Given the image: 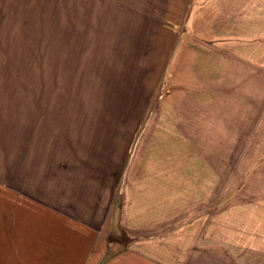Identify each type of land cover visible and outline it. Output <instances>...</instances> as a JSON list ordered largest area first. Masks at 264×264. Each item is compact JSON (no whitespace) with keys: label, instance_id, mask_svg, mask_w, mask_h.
<instances>
[{"label":"crops","instance_id":"crops-1","mask_svg":"<svg viewBox=\"0 0 264 264\" xmlns=\"http://www.w3.org/2000/svg\"><path fill=\"white\" fill-rule=\"evenodd\" d=\"M86 5L87 39L112 52L102 60L109 71L118 61L119 74L103 79L121 81L113 86L122 103L113 110L132 113L120 127L133 135L128 148L110 131L67 137L70 151H54L48 189L40 177H48L52 153L40 163L29 159L39 153L29 154L18 168L8 162L0 264H30L31 235L60 255L92 252L88 264H264V0ZM110 122L101 115L95 124ZM238 144L252 151L247 180L262 166V192L224 201V192H238L223 180L224 164L239 159ZM33 171L39 182L32 186ZM119 231L130 240L119 241L111 261L108 235Z\"/></svg>","mask_w":264,"mask_h":264},{"label":"rangeland","instance_id":"rangeland-1","mask_svg":"<svg viewBox=\"0 0 264 264\" xmlns=\"http://www.w3.org/2000/svg\"><path fill=\"white\" fill-rule=\"evenodd\" d=\"M86 6V0H0L1 182L8 180L5 173L8 162L10 167L16 168L30 163V160L33 162L34 158L38 159L35 163H40L45 160L41 154L49 152L54 156L49 154L45 161L48 177H40V185L44 189L52 188L53 174L56 173L54 151L60 154L70 151L69 136L86 135L91 130L98 131L99 135L110 131V139L120 140L121 148L129 146L133 129L120 125L124 119L129 121L134 117H131L132 113L113 110L122 103L123 96L117 92L120 89L113 86L121 81L103 79L119 74L118 61L110 63L115 64L112 66L115 72L112 69L109 71L110 67L104 66L102 60L106 58L110 62L112 52L104 54V48L96 49L95 37L93 39L89 35L87 39L84 26L87 24ZM102 85H107L106 93H103ZM101 115L111 122L98 129L95 121ZM221 146L223 151L230 147L228 144ZM232 146L239 159L233 160L232 168L224 164L223 180L224 185L229 187L238 185V192H235L236 189L224 192V201L232 194L236 201L244 195L256 198L262 192V166L247 180L246 171L250 168L249 163L253 162L249 160L252 156L248 152L252 151L246 144ZM33 153L40 156L29 160V154L33 156ZM35 173L37 171H33L31 177L32 186L39 182L33 179L36 178ZM15 181L10 179V182ZM9 185L13 186L12 183ZM30 193L33 200L34 193ZM17 194L21 193L18 191ZM16 231L15 228L13 232ZM0 237L5 239L7 235ZM108 238L106 256L112 261L118 253L119 241L128 244L130 239L122 231L112 232ZM25 243L31 252L30 264H71L76 263L77 258L88 264L94 257L92 252L80 257L57 254L61 251L55 253L54 249L43 248L38 235H31ZM70 247L71 244L67 249Z\"/></svg>","mask_w":264,"mask_h":264},{"label":"trees","instance_id":"trees-1","mask_svg":"<svg viewBox=\"0 0 264 264\" xmlns=\"http://www.w3.org/2000/svg\"><path fill=\"white\" fill-rule=\"evenodd\" d=\"M111 239V238H110ZM121 241V240H120Z\"/></svg>","mask_w":264,"mask_h":264}]
</instances>
